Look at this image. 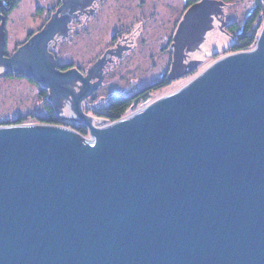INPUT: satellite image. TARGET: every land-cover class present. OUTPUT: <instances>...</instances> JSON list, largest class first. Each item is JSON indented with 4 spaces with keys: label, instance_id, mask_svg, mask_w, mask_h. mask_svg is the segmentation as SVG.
Listing matches in <instances>:
<instances>
[{
    "label": "water",
    "instance_id": "water-1",
    "mask_svg": "<svg viewBox=\"0 0 264 264\" xmlns=\"http://www.w3.org/2000/svg\"><path fill=\"white\" fill-rule=\"evenodd\" d=\"M63 1L11 58L0 15V63L50 87L57 118L87 124L92 140L59 126L0 127V264H264V28L252 51L110 122L82 112L107 52L85 76L57 70L46 51L92 2ZM219 5L184 14L170 79L202 61L186 65L184 50L199 48Z\"/></svg>",
    "mask_w": 264,
    "mask_h": 264
},
{
    "label": "rangeland",
    "instance_id": "rangeland-1",
    "mask_svg": "<svg viewBox=\"0 0 264 264\" xmlns=\"http://www.w3.org/2000/svg\"><path fill=\"white\" fill-rule=\"evenodd\" d=\"M96 1L92 0L84 10ZM201 1L100 0L95 15L93 11L89 14L80 9L73 11L72 14H84L80 20L78 16L72 17L66 24L68 35L56 32L47 41L46 51L53 55L55 68L64 72L77 67L81 69L76 68L78 72L87 76V67L106 52L105 58L112 60H106L101 67L103 83L85 96L88 104L82 106L83 114L107 119L105 108L120 99L128 104L120 119L183 88L216 61L239 53L238 48L245 47L243 36L247 40L252 38V43L240 52L255 48L264 28V0H220L226 4L219 5L224 15L210 14L213 27L205 31L199 48L184 52L186 65L190 60L202 61L190 70L187 66L185 69L189 71L164 85L172 58L174 61L171 44L177 27L187 10ZM63 3V0H13L10 5L7 0H0V7L7 5V12L0 13L4 18L2 57L11 58L6 54H12L41 32ZM217 17L226 22L222 26L225 32L220 29L222 22ZM98 80L95 77L91 83ZM70 85L80 89L83 81L75 77ZM134 97L138 99L132 102ZM53 115L57 118L50 87L26 72L15 70L13 63H0V127L59 124L91 138L87 124L58 118L55 123ZM82 129L87 131L85 135L79 132Z\"/></svg>",
    "mask_w": 264,
    "mask_h": 264
},
{
    "label": "trees",
    "instance_id": "trees-1",
    "mask_svg": "<svg viewBox=\"0 0 264 264\" xmlns=\"http://www.w3.org/2000/svg\"><path fill=\"white\" fill-rule=\"evenodd\" d=\"M8 4L12 5L13 4V0H7ZM7 5L4 7H0V13L1 14H5V12H7L6 10ZM244 39L242 41L243 45H245L244 48H240V49H245L248 47V45L250 46V44L252 43V38H250L249 40ZM127 103L124 100H120V99H115L110 106V110L109 112H107V118H109L111 121H115L117 120L119 117H121V115L123 114L125 108L127 107ZM50 109V107L48 108ZM51 110V109H50ZM53 113V112H52ZM52 121L55 123H58V119L53 115L52 116ZM79 132L83 133L84 135L87 133V131L85 129L79 130Z\"/></svg>",
    "mask_w": 264,
    "mask_h": 264
},
{
    "label": "flooded vegetation",
    "instance_id": "flooded-vegetation-1",
    "mask_svg": "<svg viewBox=\"0 0 264 264\" xmlns=\"http://www.w3.org/2000/svg\"><path fill=\"white\" fill-rule=\"evenodd\" d=\"M99 1L100 0H98V1H96V2H94V4L92 5V6H90L89 8H87L86 10H85V13H87V12H91V11H93L94 12V15L96 14V9H97V7H98V3H99ZM191 2H193V1H191ZM190 4H192V3H190ZM84 13H79V16H78V19L77 20H80L79 18H81L82 17V15H83ZM230 28V27H229ZM173 47H174V45L173 44H171ZM22 46V45H21ZM20 46V47H21ZM19 47V48H20ZM169 47H171V46H169ZM173 50V49H172ZM6 52H7V50H6ZM173 52V51H172ZM18 53V48L12 53V54H6V57H13L14 55H16ZM106 55V54H105ZM173 56V55H172ZM103 60H107L106 58H102L101 60H100V62H102ZM171 63H173V58H172V60H171ZM77 68V67H76ZM78 70H81L80 68H77ZM170 75H172L171 74V66H170V68L168 69V71H167V73L165 74V77H164V80H163V83H164V85L167 83V85L169 84L168 82H169V79H170ZM92 79V78H91ZM100 80H102V77H100ZM171 82V81H170ZM99 83H100V85L103 83V81H99ZM163 86V85H162ZM142 95L143 94H141L139 97L141 98L142 97ZM135 99H138V98H136V97H134V99L132 100V102L135 100Z\"/></svg>",
    "mask_w": 264,
    "mask_h": 264
},
{
    "label": "bare ground",
    "instance_id": "bare-ground-1",
    "mask_svg": "<svg viewBox=\"0 0 264 264\" xmlns=\"http://www.w3.org/2000/svg\"><path fill=\"white\" fill-rule=\"evenodd\" d=\"M200 44V43H199ZM239 50H237V52H239V53H241L240 51V48H238ZM184 52H187L186 50H184ZM249 52V51H248ZM184 62V61H183ZM171 71H172V65H171ZM179 77V76H178ZM186 85V84H185ZM184 85V86H185ZM184 86H182V87H184ZM145 108V107H144ZM105 110H106V112H109V110H110V108H105ZM105 115V114H104ZM106 116V115H105ZM110 122H111V120L109 119V118H107ZM17 125H22V124H17ZM16 125V126H17ZM59 125V124H58ZM57 125V126H58ZM56 126V125H55ZM59 127H64V128H67L66 127V125H64V126H59ZM68 129H70L69 127H68ZM72 130V129H71ZM90 134V133H89ZM90 137H91V135H90ZM85 139H87V140H92L91 138H89V137H84Z\"/></svg>",
    "mask_w": 264,
    "mask_h": 264
}]
</instances>
